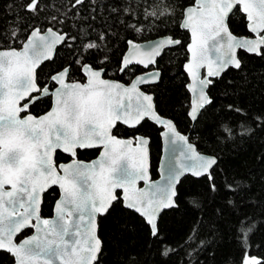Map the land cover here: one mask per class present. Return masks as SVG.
Instances as JSON below:
<instances>
[{
	"label": "snow or ice",
	"instance_id": "obj_1",
	"mask_svg": "<svg viewBox=\"0 0 264 264\" xmlns=\"http://www.w3.org/2000/svg\"><path fill=\"white\" fill-rule=\"evenodd\" d=\"M84 2L73 0L72 7ZM43 4L44 0H21L22 10L32 16L43 11ZM236 11L246 14L248 28L256 38H238L229 30L230 15ZM148 15L163 19L174 16L175 8L164 3ZM22 19L18 17V22ZM180 26L191 34L187 46L190 59L185 69L192 78L191 91L198 95L189 113L196 120L198 113L212 103L206 89L213 81L207 77H219L229 68L242 70L238 49L264 57V0H193V5L184 10ZM18 35V28L8 33L12 39ZM61 43H67L65 34L52 28L43 32L32 28L21 48L0 49V251L7 252L13 264H99L103 244L97 234L98 218L109 214L117 202L145 217L156 236L159 213L176 206L180 177L186 171L211 177L210 170L217 163L215 157L197 153L172 121L158 114L153 96L140 90L139 85L158 79V72L126 86L104 79L101 67L83 59L75 70L84 74L85 82H68L70 64L51 76L59 85H54V91L41 86L37 68L52 59ZM127 43L130 50L121 59V71L134 64H154L166 47L181 41L168 37L148 49L133 41ZM84 47L92 50L99 45L89 41ZM205 66L207 77H201L199 70ZM43 97L53 100L50 111L39 117L21 116ZM146 119L167 129L165 136L170 145L182 142L186 146L179 150L163 184L149 183L148 139H120L113 134L118 124L135 127ZM221 131L228 138L235 134L228 125ZM250 131L242 127L241 134ZM91 148H102L100 158L91 164L76 159L59 166L54 163L57 149L74 158L77 150ZM138 181L147 187H137ZM54 186L62 192L55 204L56 217L42 218V194ZM193 204L198 206L196 201ZM251 227L250 223L242 224L240 234L246 236ZM28 229L34 234L19 240ZM243 264L261 262L252 257Z\"/></svg>",
	"mask_w": 264,
	"mask_h": 264
},
{
	"label": "trees",
	"instance_id": "obj_2",
	"mask_svg": "<svg viewBox=\"0 0 264 264\" xmlns=\"http://www.w3.org/2000/svg\"><path fill=\"white\" fill-rule=\"evenodd\" d=\"M164 3L175 8L174 16L161 19L148 15ZM72 4L73 0H44L43 11L32 16L22 10L21 0H0V49L20 48L32 28L66 33L67 43L37 72L38 83L52 89L55 82L51 76L70 64L69 80L85 81L84 74L75 70L83 59L104 69L106 77L130 83L146 69L132 65L121 72L128 41L165 35L179 39L178 46L166 49L157 60L160 81L144 89L154 95L161 115L173 119L183 133H190L200 151L219 159L211 177L187 175L182 179L177 206L162 213L156 236L142 216L123 203H115L109 214L99 218L103 242L99 264H243L252 257L264 264V57L240 51L242 70L230 68L213 80L209 88L212 103L193 123L188 114L189 78L184 70L190 34L180 26L185 8L193 0H85L75 8ZM18 17L23 19L18 22ZM229 25L237 35H250L241 11L230 16ZM17 28L18 38H10L8 33ZM89 41L99 48L87 50L84 45ZM51 105L52 99L43 97L31 104L28 112L41 115ZM224 125L234 130L231 138L221 131ZM242 127L250 128V133L241 134ZM161 131L149 120L137 128L118 124L114 130L118 136L133 140L141 134L150 137L153 178L159 175ZM98 154V149L79 150L78 158L91 160ZM56 159L60 163L68 156L57 152ZM58 197L57 187L45 193L44 217L53 215ZM249 223L250 231L242 236L241 225ZM32 231L26 230L18 239ZM12 263L13 258L0 251V264Z\"/></svg>",
	"mask_w": 264,
	"mask_h": 264
},
{
	"label": "water",
	"instance_id": "obj_3",
	"mask_svg": "<svg viewBox=\"0 0 264 264\" xmlns=\"http://www.w3.org/2000/svg\"><path fill=\"white\" fill-rule=\"evenodd\" d=\"M191 5H193V4H191ZM187 7H188V6H187ZM187 7H186V8H187ZM186 8H185V9H186ZM241 12H242V11H241ZM242 13H243V12H242ZM243 14H244V13H243ZM244 15L246 16V14H244ZM230 16H231V15H230ZM247 28H248V21H247ZM52 29H53V28H52ZM182 29L185 30L184 28H182ZM46 30H47V29H46ZM53 30H55V29H53ZM229 30L232 32L233 35H235V36L238 37V38H248V39L256 38L255 34H253L252 32H250L249 28H248V31H249L250 35H237V34H235V33L231 30L230 25H229ZM44 31H45V30H44ZM55 31H57V30H55ZM187 31H188V30H187ZM42 32H43V31H42ZM57 32H58V31H57ZM188 32H189V34H190V31H188ZM59 33H60V32H59ZM63 34L66 35V33H63ZM261 34L264 35V33H261ZM66 37H67V35H66ZM168 37L173 38L171 35H165V36L157 37V38H154V39H151V40H147V41H139V42H138V41H134V40H130V41H133L134 43L140 45L142 49H148L152 44H154V43H158L160 40H162V39H164V38H168ZM177 40H179V39H177ZM190 42H191V34H190V41H189L188 44H190ZM62 44H63V43H61V44H59V45L56 46V49H55V51H54V53H53V57H52L51 60H53V59L55 58V56H56V52H57V49H58V47L61 46ZM22 46H23V45H22ZM22 46H21V47H22ZM176 46H178V45L166 47V48L163 50L162 54L164 53V51H165L166 49H168V48H172V47H176ZM187 46H188V45H187ZM21 47H20V48H21ZM1 49H8V48H1ZM16 49H19V48H16ZM129 50H130V49H129V45H128V48H127V50H126V52H125L124 55H126V54L128 53ZM240 51H244V52L248 53L246 50L238 49V50H237V55H238V57H239V53H240ZM162 54H161L160 56H158V57L155 58V59H156V63H154V64H149L147 67H145V66L142 65V64H134V65H139V66L143 67L144 69H146V71L143 72V73H140V74L136 75V76L132 79V81H131L130 83H125V82H122V81L117 80V79L108 78V77H105V75H103V78L106 79V80H109V81L120 82V83H123V84H125L126 86H128V85H130L132 82H134L137 78H139V77H141V76H145V75H147V74H149V73H155V72H158V73H159V78L156 79L154 82H150V83H145V84H141V85H139L141 91L145 92L146 94H149V95H152V96H153V100H154V103H155V97H154V95H153L152 93H149V92L145 91L143 87H144V86H147V85H153V84H156V83H158V82L160 81L161 76H162V72H161V70H159L158 68H156V65H157V60H158V58L161 57ZM249 54H252V53H249ZM255 55H256V54H255ZM258 56H259V55H258ZM239 58H240V57H239ZM189 59H190V53H189ZM189 59H188V61H189ZM47 61H50V60H47ZM47 61H44V62H43L38 68H37V72H38V69H39V68H40L45 62H47ZM188 61H187L186 63H188ZM186 63H185V65H186ZM185 65H184V70H185V72L187 73V71H186V69H185ZM122 67H123V66H122V64H121V68H122ZM229 69H230V68H229ZM229 69H227L226 71H228ZM102 71H103V73H104V69H102ZM124 71H125V70H124ZM226 71H225V72H226ZM121 72H123V71H121ZM225 72H223V73L221 74V76H222ZM57 73H58V72H57ZM57 73H55V74H57ZM187 75H188V73H187ZM199 75H200L201 77H207V67H206V66H205L204 68H202V69L199 70ZM221 76H219V77H221ZM219 77H207V78H208V79H211V80L213 81L214 79L219 78ZM188 78H189V82H188V84H187V89H188V91H189V93H190V98H191V101H190V109H189V112H188V114H189L190 111H191V108H192V106H193V104H194V102L198 99V95H197V93H194L193 91H191L190 86L192 85V78H191L189 75H188ZM68 82H85V81H77V80L72 81V80H68ZM47 87L49 88L48 85H47ZM55 87H59V85H56ZM55 87H54L53 89H51V88H49V89H50L51 91H54V90H55ZM209 88H210V85H209V87L206 89V94L210 97V95H209ZM33 95H36V94L34 93ZM210 99H211V97H210ZM211 100H212V99H211ZM21 103H24V101H22ZM125 103H127V101H125ZM30 105H31V104H30ZM30 105H29V107H28V110H29V108H30ZM155 105H156V103H155ZM207 106H208V105H207ZM207 106H206V107H207ZM52 107H53V100H52L51 108H52ZM206 107H205V108H206ZM51 108H50L48 111H50ZM28 110H27V113L22 112V113H21V116H25L26 114H31V115H33V116L39 117V116H42V115H44V114H46V113L48 112V111H47V112H45V113H43V114H41V115H35V114H33V113L28 112ZM201 112H202V110L198 113V117H199V115L201 114ZM158 114H159L163 119H166V120H170V121H172V123H173V124L175 125V127H176V130H177L181 135H183V136H185V137L188 138V142H189L190 144H192V145L195 147L197 153H199L200 155L205 156V157H215L216 160H217V163H218V161H219L218 157H216L215 155L207 154V153H204V152L200 151V150L198 149L197 145L191 140V134H190V133H187V134H186V133H183L182 131H180L179 128H178V126L176 125V123H175V121H174L173 119H171V118H169V117H166V116H163V115H161L159 112H158ZM189 117H190V115H189ZM190 119H191V121H192L193 123H195V122L197 121L198 118H197L196 120H193V119L190 117ZM146 120H149L150 122H152V123H154V124H156L157 126H159V127L162 128V131H161L162 153H161V157H160V160H159V165H158V173H159V175H158L157 178H153V176H152V172H151L150 137H148V136H146V135H142V134H141V135H138L137 137H142V138L148 139V141H149V144H148V146H147V147H148V168H149V177H150L149 183H161V184H163V183H165V180L163 179V177L166 176V174H167V172H168V169H169V167H171L172 164L174 163L175 158L179 156V150H180L181 148H186V146H185L182 142H177L176 145H170V144L168 143V140H167L166 136H165V132L167 131V129H166L163 125L158 124V123H156L155 121H153V120H151V119H146ZM142 122H144V121H142ZM142 122H141V123H142ZM123 125H124V124H123ZM125 126L128 127V128H137L139 125H137V126H135V127H129V126H127V125H125ZM113 134H114V130H113ZM114 135H116V134H114ZM116 136H117V135H116ZM117 137L120 138V139H131V138H125V137H120V136H117ZM133 147H135V143L133 144ZM91 149H92V148H91ZM97 149L100 150V151H99V154H98L96 157H94L93 159H91V160L78 159V158H77V155H76V157H74V158L72 157V159H76V160H78V161H80V162H82V163H84V164H91L92 162H94V161H96V160H98V159L100 158V154H101L102 148H97ZM58 151L70 156L69 153L64 152L62 149H57L56 152L53 154V160H54V163H55L57 166H59V165H61V164H67V163H70V162H71V160H70V161H68V162H61V163L57 164V162H56V154H57ZM77 153H78V150H77ZM184 162H185V163H188V164H191V163H192V161H188V160H184ZM217 163H216V165H217ZM216 165H214L213 168L210 170L211 173H212V170L214 169V167H215ZM187 175H190V176L195 177V178H201V177H203V176H206V175L196 176V175H193L190 171H186V172L180 177V180H179V182H178L177 185H176V192H177V193H178V186L180 185L182 179H183L184 177H186ZM54 187H57V188H58V186H54ZM137 187H140V188H146L147 185H145L143 181H138V183H137ZM51 188H52V187H51ZM51 188H49V189H51ZM6 189L10 190V186H6ZM49 189H47V190L42 194V200H41V205H40L41 216H42V218H46V219H55V217H56V213H55V204L59 201V199H60V197H61V195H62V192H61V190L58 188V189H59V197L57 198V200H56V202H55V204H54L53 215H52L51 217H48V218H47V217H44L43 214H42V205H43V201H44V195H45V193H46ZM176 198H177V196H176ZM176 198H175V199H176ZM176 206H177V201H176ZM176 206H174V207H176ZM174 207H172V208H174ZM172 208H166V209H162V210H161V212L159 213V215H158V217H157V225L159 224V220H160V217H161L162 213H164L165 211H167V210H169V209H172ZM132 211H133V210H132ZM138 214H139V213H138ZM139 215H140V214H139ZM140 216H141V215H140ZM143 218L146 220L145 217H143ZM146 222H147V220H146ZM33 234H34V230L32 231L31 234H29V235H27V236H24V237H22V238L19 239V240H22V239L25 238V237H30V236L33 235ZM97 234H98V236H99V218H98V233H97ZM99 237H100V236H99ZM100 239H101V238H100ZM101 240H102V239H101ZM102 244H103V242H102ZM12 264H13V263H12Z\"/></svg>",
	"mask_w": 264,
	"mask_h": 264
},
{
	"label": "flooded vegetation",
	"instance_id": "obj_4",
	"mask_svg": "<svg viewBox=\"0 0 264 264\" xmlns=\"http://www.w3.org/2000/svg\"><path fill=\"white\" fill-rule=\"evenodd\" d=\"M106 77V76H105ZM56 86V85H55ZM144 88V87H143ZM53 89V88H52ZM145 90V89H144ZM146 91V90H145ZM143 123V122H142ZM115 130V129H114ZM114 134H115V132H114ZM117 135V134H116ZM118 136V135H117ZM92 149H97V148H92ZM79 150H85V149H79ZM78 150V151H79ZM99 150V149H98ZM100 151V150H99ZM59 152V151H58ZM62 153V152H61ZM64 154V153H63ZM57 155V154H56ZM66 155V154H65ZM66 156H68V159H66V160H63V161H61V162H68V161H70V160H72V157L71 156H69V155H66ZM77 158H78V153H77ZM78 159H80V158H78ZM56 162H57V159H56ZM60 162V163H61ZM57 164H59V163H57Z\"/></svg>",
	"mask_w": 264,
	"mask_h": 264
}]
</instances>
